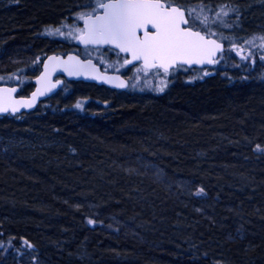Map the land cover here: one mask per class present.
I'll use <instances>...</instances> for the list:
<instances>
[{"label":"trees","instance_id":"16d2710c","mask_svg":"<svg viewBox=\"0 0 264 264\" xmlns=\"http://www.w3.org/2000/svg\"><path fill=\"white\" fill-rule=\"evenodd\" d=\"M174 2L205 35L231 31L213 75L0 118V264H264V0ZM95 3L0 0V77L75 52L52 33Z\"/></svg>","mask_w":264,"mask_h":264},{"label":"snow or ice","instance_id":"6c2138e0","mask_svg":"<svg viewBox=\"0 0 264 264\" xmlns=\"http://www.w3.org/2000/svg\"><path fill=\"white\" fill-rule=\"evenodd\" d=\"M96 3L103 14L93 17L92 13H86L81 17L85 21V29L81 31L85 34L80 39L86 45L111 44L123 53H130L131 60L125 63L142 61L144 69L167 72L177 63H212L209 57L220 48L215 41L193 30L195 21L190 24L189 20L193 9L185 10L174 0H108L107 3L96 0Z\"/></svg>","mask_w":264,"mask_h":264},{"label":"water","instance_id":"95a60500","mask_svg":"<svg viewBox=\"0 0 264 264\" xmlns=\"http://www.w3.org/2000/svg\"><path fill=\"white\" fill-rule=\"evenodd\" d=\"M107 2L108 0L105 1V3ZM97 9L99 12L93 14V17L103 14V9H100L98 6ZM185 15L186 18H188L186 12ZM81 25L84 30V19H82ZM84 34L83 32L81 36ZM201 34L204 35L207 40H213L220 45L219 50L215 51L214 54L209 57L213 62L208 63L205 61L204 63L192 64L177 63L170 67L166 73H171L178 68L207 70L216 65L217 61L226 50V44L219 39L205 35L203 32H201ZM80 37L76 44L78 50L88 48L110 49L119 53L121 56L127 57V60H131L130 53H123L114 45H86L81 41ZM137 64H141L143 67L142 61H133L130 64L125 63V66L132 67ZM147 70L154 71L157 69L153 68ZM158 70L163 71V69ZM68 82L91 84L116 91H127L129 89V82L122 74L105 72L93 59L82 58L78 51L67 54H51L43 59L40 72L31 80L33 90L28 95H23V89L20 85H0V108L6 107L8 109L7 111H0V118L16 117L35 112L43 102L53 97ZM13 108L16 110L13 111Z\"/></svg>","mask_w":264,"mask_h":264},{"label":"rangeland","instance_id":"374dc122","mask_svg":"<svg viewBox=\"0 0 264 264\" xmlns=\"http://www.w3.org/2000/svg\"><path fill=\"white\" fill-rule=\"evenodd\" d=\"M106 0H102L105 2ZM95 6V7H94ZM93 8L88 9L87 12L83 13L75 17L72 22L71 30H67L61 33H52L53 36L67 40L71 45V49L74 51H78L80 56H84L85 58H92L96 61H99V64L105 70H122L126 71L130 76L131 79V87L128 92L126 93H118L114 91H110L107 88L96 87L95 85L91 84H80V83H69L63 91H61L57 96L53 98V101L57 104H65L66 106L74 105L75 108H79L80 111H84L86 108L87 110L93 109L96 110L97 107H100L102 103L109 104L114 99L118 101H123L124 98H150L152 96L162 95L168 89L169 84L172 83L174 79L178 80L179 76L182 73V69H176L172 73L166 72H149L143 71L141 68H126L124 63L120 60L119 55L114 53L111 50H102V49H79L77 48L76 44L78 42L79 36L81 35V30L78 28L82 23V16L86 13L95 14L97 12L98 4L95 3ZM95 9V12H93ZM78 28V29H77ZM224 29V28H212L210 30L211 34L216 35L219 37L220 41L228 42L230 41L231 31ZM74 45L76 47H74ZM39 63V60L36 61ZM247 66L250 70H252L254 66L253 61H248ZM214 74V71L211 69H207L201 72V75L204 77L211 76ZM20 81L21 87L23 90L28 86V94L32 91L31 81L27 79H22L20 76H6L0 77V82H17ZM82 85V86H81ZM82 88L84 90H82ZM163 88V91L160 89ZM91 92L95 93V100H91L90 94ZM26 95V94H25ZM104 100H107L103 102ZM79 105V107H77ZM21 246L23 249L27 250H34V246L28 242L27 240H23L21 242Z\"/></svg>","mask_w":264,"mask_h":264},{"label":"flooded vegetation","instance_id":"af4514ba","mask_svg":"<svg viewBox=\"0 0 264 264\" xmlns=\"http://www.w3.org/2000/svg\"><path fill=\"white\" fill-rule=\"evenodd\" d=\"M176 5H178V6H180L179 4H177L176 2H174ZM182 7V6H181ZM182 8H184V7H182ZM185 10H187L186 8H184ZM97 12H99L98 11V9H97ZM96 12V13H97ZM95 13V14H96ZM186 13H187V11H186ZM187 16H188V14H187ZM189 20H190V18H189ZM190 24H191V21H190ZM194 29V28H193ZM80 30H83V28H82V25H81V27H80ZM194 30H196V29H194ZM82 33H83V31H81V35H82ZM80 35V36H81ZM79 36V37H80ZM102 50H110V49H102ZM111 51H113V50H111ZM114 53H116V54H118L119 55V58H120V60L124 63V66H125V61L127 60V57H125V56H121L119 53H117V52H115V51H113ZM126 67V66H125ZM126 68H129V69H131V68H141V70H143V71H149V72H156V71H160V72H164V71H161V70H154V71H150V70H147V69H144L143 67H142V65L141 64H137V65H134V66H132V67H126ZM105 72H108V73H119V74H122L127 80H128V82H129V89H130V87H131V79H130V76H129V74H128V72H127V70L126 71H122L121 69L120 70H105L104 68H102ZM172 73V72H171ZM65 86H66V84L64 85V87L58 92V93H56L53 97H51V98H54L55 96H57V94H59L61 91H63L64 90V88H65ZM98 87V86H97ZM101 88H104V87H101ZM106 88V87H105ZM108 89V88H107ZM129 89L127 90V91H116V90H111V89H108V90H110V91H114V92H118V93H126V92H128L129 91ZM32 90H33V86H32ZM26 95H28V93L26 94ZM50 99V98H49ZM48 99V100H49Z\"/></svg>","mask_w":264,"mask_h":264},{"label":"bare ground","instance_id":"6f19581e","mask_svg":"<svg viewBox=\"0 0 264 264\" xmlns=\"http://www.w3.org/2000/svg\"><path fill=\"white\" fill-rule=\"evenodd\" d=\"M45 57H47V56H45ZM45 57H44V58H45ZM44 58H43V59H44ZM37 61H38V60H37ZM42 61H43V60H42ZM39 62H40V60H39ZM38 108H39V107H38Z\"/></svg>","mask_w":264,"mask_h":264}]
</instances>
